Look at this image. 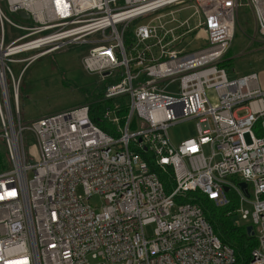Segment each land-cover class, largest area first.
<instances>
[{"label":"built area","instance_id":"built-area-1","mask_svg":"<svg viewBox=\"0 0 264 264\" xmlns=\"http://www.w3.org/2000/svg\"><path fill=\"white\" fill-rule=\"evenodd\" d=\"M245 5L264 37V0H0V141L11 166L0 170V264H236L203 208L177 202L196 191L218 208L233 193L258 237L249 264H264V88L256 72L221 67ZM135 20L146 22L132 30ZM192 35L203 47L188 52ZM75 43H92L88 74L113 80L101 98L112 133L94 123L92 103L21 119L26 70ZM191 119L197 135L174 145L169 128ZM24 132L36 139L33 162ZM95 195L99 211L87 203Z\"/></svg>","mask_w":264,"mask_h":264},{"label":"rangeland","instance_id":"rangeland-1","mask_svg":"<svg viewBox=\"0 0 264 264\" xmlns=\"http://www.w3.org/2000/svg\"><path fill=\"white\" fill-rule=\"evenodd\" d=\"M192 13L193 9H189L181 13L180 16L178 14L176 16L185 20ZM238 21L235 38L224 57V60L227 61L225 69L230 77H240L256 72L259 75L261 86L264 88V37L257 33L254 14L247 5L241 6L239 9ZM144 22L146 20L132 21L130 29L134 30L135 26ZM196 23L197 17H191L190 25L194 27ZM91 44H69L64 49L52 52L49 56H45L29 66L24 74L20 89L21 119L24 122L28 123L41 116L72 108L79 105L80 102L86 101V95L92 96L101 90L103 84L107 82L102 81L98 75L88 74L82 67L83 58L88 53ZM184 46L188 52H191L203 47V42L195 39L192 35L187 38ZM12 68L17 76L21 68L15 65H12ZM168 133L170 141L174 145L183 139L195 137L197 135V120L179 122L170 127ZM24 140L29 160L31 162L37 160L38 149L34 135L24 132ZM205 153L206 155L211 153L210 146L205 147ZM0 164L4 166L3 170L11 168L7 156L1 149ZM250 188L252 189V186ZM76 190L79 197L84 196L81 185ZM250 201L253 202V199ZM87 203L99 211L103 201L98 195H95ZM243 208L250 214L253 212L252 204L246 202ZM250 216L248 220L237 216L236 222L244 227L252 225ZM146 233L151 236L153 226H148Z\"/></svg>","mask_w":264,"mask_h":264},{"label":"trees","instance_id":"trees-1","mask_svg":"<svg viewBox=\"0 0 264 264\" xmlns=\"http://www.w3.org/2000/svg\"><path fill=\"white\" fill-rule=\"evenodd\" d=\"M131 33V31L127 32V45L131 42ZM226 65L227 61L225 59L222 61L221 67L225 68ZM106 82L107 83L103 84V87L100 91L95 92L94 95L92 94V96L86 95V101L82 103L80 102V104L78 102L79 105H75L74 107L92 103L90 110L92 120L106 132L112 133L110 126L102 116L105 102H101V98L104 96V91L108 85L113 82V80H107ZM106 103L111 104L112 102ZM0 149L5 153L8 161L6 146L2 140L0 141ZM0 168L3 170L4 166L0 164ZM166 177V175H161L162 180L167 183L168 179ZM229 195L232 198V202L225 208L216 207L213 202L201 191L189 192L187 197L177 198V202H197L203 208L206 219L212 226L215 234L224 244L233 248L237 260L236 264H249L252 259V251L258 246V237L257 235H249L247 233V226H241L236 222L237 215L235 213V208L238 207V201L236 200V197L233 195V193L230 192Z\"/></svg>","mask_w":264,"mask_h":264},{"label":"water","instance_id":"water-1","mask_svg":"<svg viewBox=\"0 0 264 264\" xmlns=\"http://www.w3.org/2000/svg\"><path fill=\"white\" fill-rule=\"evenodd\" d=\"M21 15H22V16H26L25 13H22ZM26 17H27V16H26ZM239 185H240V187H241V188H242L247 194H249V193H248V188H247V183L242 182V183H240ZM226 191H228V188H226ZM247 233H248L249 235H252V236L255 235V231H254V227H253V225H249V226H247Z\"/></svg>","mask_w":264,"mask_h":264}]
</instances>
